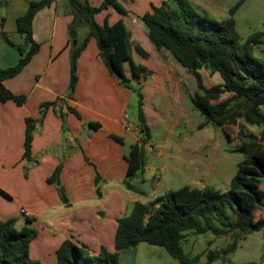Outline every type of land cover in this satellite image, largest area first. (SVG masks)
<instances>
[{"label":"crops","instance_id":"1","mask_svg":"<svg viewBox=\"0 0 264 264\" xmlns=\"http://www.w3.org/2000/svg\"><path fill=\"white\" fill-rule=\"evenodd\" d=\"M30 1L0 0V68L14 65L20 56L16 45L23 39L15 20ZM102 1L88 0L93 6ZM163 1L131 4L120 0L127 14L108 7L97 13L95 20L102 24L107 18L110 25L122 21L135 35L142 33V43L153 51L141 16ZM72 21L68 0H53L36 13L32 33L40 48L19 74L4 81L6 88L26 95V99L21 105L13 100L0 103V221L14 217L16 228H35L30 255L44 264H55L56 249L65 239L86 245L92 253L102 247L114 251L117 219L128 213L135 201L146 202L169 190H158L157 176L152 187L144 175L146 159L143 172L133 181L137 184L144 179L150 193L145 196L124 185L126 157L131 146L140 143V122L130 121L124 111L132 90L110 74L93 37L77 59L76 87L69 95ZM75 29L78 40L88 32L86 27ZM54 101L41 115L40 106ZM27 117L36 120L30 159L23 155ZM146 122L151 138L144 148L151 151L152 127L147 117ZM58 165L66 201L60 198L57 186L47 182Z\"/></svg>","mask_w":264,"mask_h":264},{"label":"trees","instance_id":"2","mask_svg":"<svg viewBox=\"0 0 264 264\" xmlns=\"http://www.w3.org/2000/svg\"><path fill=\"white\" fill-rule=\"evenodd\" d=\"M52 1L32 0L25 12L16 18V31L23 42L16 45L20 54L17 62L0 68V103L13 100L21 105L25 101L26 95L13 93L6 88L4 81L19 74L39 50L40 44L33 38L32 21L36 13ZM68 3L73 14L69 29L83 24L88 27L81 43L73 44L70 51L69 95H73L76 87L77 59L90 37L95 38L99 55L110 74L124 87L134 89L130 85L132 78H137L139 82L137 93L141 137L140 143L133 144L126 157L128 169L123 182L127 189L144 195L140 184L145 180L141 179L137 184L133 180L143 172L146 159L144 145L151 138L142 92L147 82L140 76L141 71L146 74L151 71L145 62L138 60L133 66H139L138 73L127 75L124 73V64L128 61V55L131 59L130 52L137 55L149 52L122 21L113 25L108 23L107 18L102 24L96 22L95 15L108 7H113L123 15L127 14L120 0H103L98 6L91 5L88 0H68ZM176 5L177 8H174L163 1L158 6L153 5L151 11L141 16L154 48L160 52L169 51L181 66L192 72L203 95L221 98L223 94H230L212 104L191 98L194 108L205 119L197 128H203L206 123L224 127L228 121L243 118L248 125L260 127V134L244 133L240 128L242 134L239 133L243 137L235 152L242 154L243 160L237 163L227 191L218 192L207 186L203 189L185 186L169 189L146 202L137 200L128 213L117 219L114 251L102 247L98 253H92L86 245L65 239L56 249L55 264H126L121 261L120 252L141 242L163 247L181 264H197L198 256L190 258L183 251L181 240L185 231L218 235L238 230L246 235L264 228V219L255 218L248 209L250 204L264 207V189L260 188L261 179H264V144H261L264 141V56L253 55L254 45L264 44V34L255 32L248 36L245 43H240L233 18L235 7L229 10L226 19L216 21L189 9L182 0H176ZM202 66L209 69L210 73L219 74L221 81L207 87L203 85L198 71ZM54 104L55 101L43 103L40 106L41 115ZM235 106L243 110L229 112ZM35 122L33 118H26L23 155L27 159L31 156ZM60 170L61 166L58 165L47 182L55 184L60 198L66 201L59 180ZM228 210L235 215L234 221L230 220ZM213 217L219 218L222 227L210 222ZM15 221L14 217L0 221V264H44L30 255V243L37 235L36 229L31 226L18 229ZM237 243L238 239H234L222 253L227 255L233 252ZM212 256L213 252L209 251L208 257L211 259Z\"/></svg>","mask_w":264,"mask_h":264},{"label":"rangeland","instance_id":"3","mask_svg":"<svg viewBox=\"0 0 264 264\" xmlns=\"http://www.w3.org/2000/svg\"><path fill=\"white\" fill-rule=\"evenodd\" d=\"M130 1L131 4H135L142 0ZM166 1L171 7L177 8L176 0ZM182 1L199 15L216 21L226 19L229 10L235 7L233 18L240 43H245L248 36L255 32L264 34V0ZM79 27L88 29L85 24ZM131 34L139 39L149 53L137 55L134 51V54L130 52L131 59L128 55L124 73L137 74L139 66H133L138 60H141V63L145 62L151 71L149 74L141 71L140 74L147 82L142 92L144 111L152 127L153 146V150L145 151V177L150 180L153 188L158 180L156 176L159 177L158 190L162 187L178 189L189 186L203 189L207 186L214 191H227L236 172L237 163L243 160V155L235 152L243 137L240 128L244 133L253 132L259 135L260 127L250 126L243 118H236L235 121H228L224 127L206 123L203 128L198 129V124L205 119L194 108L191 98L200 99L201 103L212 104L229 97L230 94H223L221 98L216 95H203L192 72L181 66L169 51L162 50L159 54L154 47L152 51L142 43L145 40L142 33L137 36L131 31ZM146 39L152 44L147 35ZM82 40L79 36V40L76 38V44H80ZM68 41L71 43L70 54L74 44L70 34ZM253 55L263 57L264 44L254 45ZM198 71L206 87L221 81L219 74L210 73L206 67L202 66ZM138 83L137 78L131 79L130 85L134 88L130 89L132 98L128 100L124 110L130 121L134 122L138 121ZM234 109L243 110L235 106L229 109V112ZM261 144H264V141ZM160 150H163V154L159 153ZM260 188L264 189V179H261ZM149 193L150 191L145 192ZM262 198L264 200V196ZM248 209L254 213L255 218L264 219V207L250 204ZM228 213L230 220L234 221L235 215L230 210ZM210 222L222 227L217 217H213ZM244 235L238 230L218 235L211 232L198 234L185 231L181 243L188 257L198 256L197 264H264V228L252 231L241 239ZM234 239H238L236 249L227 255L222 253ZM209 251L213 252L211 259L208 257ZM120 256L126 264H181L163 247L145 242L124 250Z\"/></svg>","mask_w":264,"mask_h":264},{"label":"water","instance_id":"4","mask_svg":"<svg viewBox=\"0 0 264 264\" xmlns=\"http://www.w3.org/2000/svg\"><path fill=\"white\" fill-rule=\"evenodd\" d=\"M70 37L71 39L73 40V42L75 43L76 42V37H77V33H76V30L75 29H71L70 30ZM141 188L142 190H144L146 193H148L150 191V186L149 184L146 182V183H143L141 185Z\"/></svg>","mask_w":264,"mask_h":264},{"label":"built area","instance_id":"5","mask_svg":"<svg viewBox=\"0 0 264 264\" xmlns=\"http://www.w3.org/2000/svg\"><path fill=\"white\" fill-rule=\"evenodd\" d=\"M21 212L23 213V214H25V215H28V212H26L25 210H21Z\"/></svg>","mask_w":264,"mask_h":264}]
</instances>
